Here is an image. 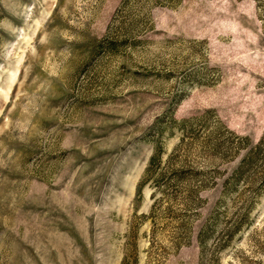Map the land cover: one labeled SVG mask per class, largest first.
Returning <instances> with one entry per match:
<instances>
[{
  "label": "rangeland",
  "instance_id": "1",
  "mask_svg": "<svg viewBox=\"0 0 264 264\" xmlns=\"http://www.w3.org/2000/svg\"><path fill=\"white\" fill-rule=\"evenodd\" d=\"M261 142L264 0H0V264H264Z\"/></svg>",
  "mask_w": 264,
  "mask_h": 264
},
{
  "label": "trees",
  "instance_id": "2",
  "mask_svg": "<svg viewBox=\"0 0 264 264\" xmlns=\"http://www.w3.org/2000/svg\"><path fill=\"white\" fill-rule=\"evenodd\" d=\"M264 153V142H261L256 148L255 151H253L252 156H254L253 158L251 157V163L256 162L258 156H260L261 154ZM256 158V159H255ZM240 174H242V169L239 171Z\"/></svg>",
  "mask_w": 264,
  "mask_h": 264
}]
</instances>
